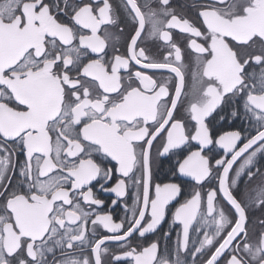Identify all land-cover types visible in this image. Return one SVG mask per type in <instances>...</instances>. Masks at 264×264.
<instances>
[{
    "label": "snow or ice",
    "instance_id": "1",
    "mask_svg": "<svg viewBox=\"0 0 264 264\" xmlns=\"http://www.w3.org/2000/svg\"><path fill=\"white\" fill-rule=\"evenodd\" d=\"M120 8L126 36L111 0H0V264H264V220L249 223L264 183L242 201L231 176L264 152V0ZM238 101L255 135L214 137L209 118ZM176 158L216 186L182 201L153 183ZM169 215L171 249L170 232L144 243Z\"/></svg>",
    "mask_w": 264,
    "mask_h": 264
},
{
    "label": "flooded vegetation",
    "instance_id": "2",
    "mask_svg": "<svg viewBox=\"0 0 264 264\" xmlns=\"http://www.w3.org/2000/svg\"><path fill=\"white\" fill-rule=\"evenodd\" d=\"M113 5L116 7L118 14H120V28L115 29V31L122 36H126L128 31H130L129 22L126 20L123 14V10L120 8L121 0H111ZM198 2H202V0H198ZM193 0H172V5L176 7L178 10L183 9L185 14L190 18L195 17L196 12L194 9L191 8V4ZM120 29H123V33L120 32ZM181 34L178 32L176 33V39L183 45V40L180 39ZM153 42H149L151 46ZM154 51H156L154 49ZM185 62L191 64L192 57L186 53L185 55ZM190 80V76L188 78ZM182 104L184 107L180 109V115L184 116L187 111V100L183 101ZM237 111L240 113L233 118L232 107H227L223 111H218V113L214 114L212 117L209 118V127L212 130V134L214 137L218 136L221 133L229 132V131H239L242 136L247 139L249 136L255 135V131L257 125L255 122L251 121L250 119L244 117L243 115V108L238 101L234 105ZM223 117V119H221ZM191 131V128H189ZM244 141H241V144ZM194 147V146H193ZM208 155L210 163L214 164V162L223 155L222 149H216L213 153H206ZM241 157L236 164L234 165L233 172L231 174L232 178L235 179L237 182L235 184L234 192L237 197L242 201H247L256 191L258 186L264 183V152L259 153L257 156L253 158V163L250 167L246 168L242 174L237 176V172L240 167L243 165V161L246 158ZM177 159H173L171 164L164 163L163 165L160 164L159 160H157L153 165V174L152 179L153 183H168V182H176L181 184L182 188V196L181 200L188 198L192 195L193 192L200 190L202 193L206 192L208 189L213 188L216 186V170L214 169L212 177L204 182V184L196 185L192 180L185 178V177H178L174 171V165L177 162ZM259 169L260 171L256 173L251 180L248 179V173L254 172L255 170ZM133 193H130V197ZM110 202V201H109ZM129 203H131V199H129ZM123 215V210H117L114 214L115 217H120ZM171 215L166 217L165 222L160 226V229L145 238L144 243H150L152 240H160L161 244L164 243L163 234L164 232H170L171 235L167 238L168 246L171 249L173 241L176 239V235L179 231V225H172L171 224ZM260 220H264V208L260 209H253L249 212V223L250 226L255 224V229L258 231L261 227L259 224ZM196 239V236H193V240ZM190 259V257H186V260Z\"/></svg>",
    "mask_w": 264,
    "mask_h": 264
}]
</instances>
